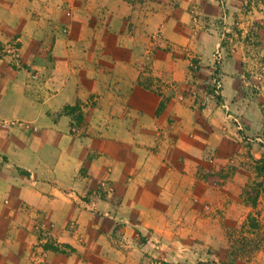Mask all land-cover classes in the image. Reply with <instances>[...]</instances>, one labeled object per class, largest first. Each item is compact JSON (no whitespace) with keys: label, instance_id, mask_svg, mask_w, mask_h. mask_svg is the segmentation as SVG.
<instances>
[{"label":"crops","instance_id":"crops-1","mask_svg":"<svg viewBox=\"0 0 264 264\" xmlns=\"http://www.w3.org/2000/svg\"><path fill=\"white\" fill-rule=\"evenodd\" d=\"M157 1L141 18L124 0H0V43L18 48L0 56V264H38L41 248L44 264H226L211 235L238 151L215 129L238 104L198 123L182 54L213 72L217 24L229 31L247 0ZM252 12L241 35L256 21L264 45ZM243 58L222 56V95Z\"/></svg>","mask_w":264,"mask_h":264},{"label":"rangeland","instance_id":"rangeland-1","mask_svg":"<svg viewBox=\"0 0 264 264\" xmlns=\"http://www.w3.org/2000/svg\"><path fill=\"white\" fill-rule=\"evenodd\" d=\"M164 2V5L169 7L177 5V0ZM251 3L257 9L251 8ZM245 4L241 12L235 11L229 31L217 24L223 35L221 45L217 52H214L215 56L211 63L213 72L204 77L199 75L201 68L199 56L190 49H184L183 54L181 53L184 59H187L185 67L189 73L182 94L195 103L198 123L205 121L204 116H212V106L215 104L226 103L228 106L229 102L238 104L236 108L220 106V124L215 129V132L229 135L231 139L228 141L238 151L237 161L228 165L225 173H218V178L223 179V182L231 180L233 185L231 195L224 194L225 191L222 190L223 196L217 199L221 209L216 208V211L218 214L220 212L230 214L228 216L219 214L218 223L221 230L217 235H211L212 244H217L219 251H222L221 256L224 258L222 262L226 264H232L234 261H237V264H264V178L261 181L257 175L258 167H264V45L257 35L256 27L259 23L252 21L244 27L245 33L242 35L243 28L239 27V23L244 20L239 17V13L244 14L251 9L254 15H257V12L261 17L260 24L264 27V0H247ZM133 7L136 16L144 18L161 12L163 4L157 0H140L134 2ZM191 15L196 18L198 16L196 11H191ZM158 34L160 37L158 36L156 41L157 48L165 51L167 47H164L163 36L161 32ZM233 50L243 55L242 65L250 69L242 75L240 88L235 90L229 85L227 94L224 92L225 95H222L223 82L219 75L221 58L228 57ZM216 69L218 74L215 73ZM76 119L78 123L75 121L77 125L74 127L78 131L83 125L78 111ZM219 196L220 194L218 198ZM212 252H208L211 256H207V262L219 260L220 252H217L216 256Z\"/></svg>","mask_w":264,"mask_h":264},{"label":"built area","instance_id":"built-area-1","mask_svg":"<svg viewBox=\"0 0 264 264\" xmlns=\"http://www.w3.org/2000/svg\"><path fill=\"white\" fill-rule=\"evenodd\" d=\"M11 50L12 55L15 56L17 53L18 48L16 46H10L9 44H2L0 43V56L3 54V51H8ZM73 130L77 131L76 128H73ZM46 252L44 249L41 248L40 250V255H39V259H38V264H44L46 261Z\"/></svg>","mask_w":264,"mask_h":264},{"label":"trees","instance_id":"trees-1","mask_svg":"<svg viewBox=\"0 0 264 264\" xmlns=\"http://www.w3.org/2000/svg\"><path fill=\"white\" fill-rule=\"evenodd\" d=\"M124 1H126V2L130 3L131 5H133L134 2L140 1V0H124ZM73 109L77 110V107H74ZM77 123H78V120H77ZM263 173H264V167L263 166H261L260 168L258 167L257 175H258L259 178H261V181H263V178H264Z\"/></svg>","mask_w":264,"mask_h":264}]
</instances>
